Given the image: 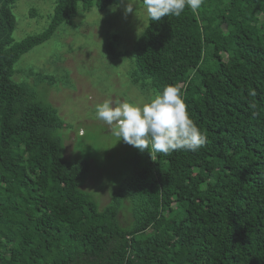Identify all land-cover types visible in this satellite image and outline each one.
Masks as SVG:
<instances>
[{
	"label": "trees",
	"instance_id": "trees-1",
	"mask_svg": "<svg viewBox=\"0 0 264 264\" xmlns=\"http://www.w3.org/2000/svg\"><path fill=\"white\" fill-rule=\"evenodd\" d=\"M16 1L0 0V264H264V0H203L149 20L127 53L132 80L179 86L206 143L137 149L135 173L103 207L83 188L88 159L66 157L58 108L13 76L79 1L117 0H56L48 27L19 42Z\"/></svg>",
	"mask_w": 264,
	"mask_h": 264
},
{
	"label": "rangeland",
	"instance_id": "rangeland-1",
	"mask_svg": "<svg viewBox=\"0 0 264 264\" xmlns=\"http://www.w3.org/2000/svg\"><path fill=\"white\" fill-rule=\"evenodd\" d=\"M55 5L56 0H17L12 7L16 17L15 41L43 32L50 24ZM113 6L117 4L103 10H86L79 1L76 15L68 23L22 55L13 76L17 82L29 83L37 99L58 108L67 125L62 131L66 157L88 159L89 177L83 188L97 196L101 207L135 173L133 157L137 148L122 139L117 141L111 127L95 117V105L117 98L146 101L159 92L133 82L134 63L127 54L149 23L142 1L137 0L134 5L137 15L133 12L125 16L123 4L113 12ZM114 34L118 36L116 53L121 54L117 58L107 52ZM42 76L54 77V81ZM126 217L125 212L124 223L129 220Z\"/></svg>",
	"mask_w": 264,
	"mask_h": 264
},
{
	"label": "clouds",
	"instance_id": "clouds-1",
	"mask_svg": "<svg viewBox=\"0 0 264 264\" xmlns=\"http://www.w3.org/2000/svg\"><path fill=\"white\" fill-rule=\"evenodd\" d=\"M120 4L124 5L125 16L133 12L137 15V0H117V6ZM202 4L203 0H142L149 20L157 22L168 16L179 17L186 7L196 13ZM117 6L110 10L115 12ZM95 117L111 127L117 141L122 139L141 152L149 146L163 154L197 152L206 143V136L189 115L180 87L174 84L166 85L146 101L104 100L95 105Z\"/></svg>",
	"mask_w": 264,
	"mask_h": 264
}]
</instances>
